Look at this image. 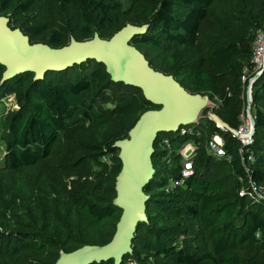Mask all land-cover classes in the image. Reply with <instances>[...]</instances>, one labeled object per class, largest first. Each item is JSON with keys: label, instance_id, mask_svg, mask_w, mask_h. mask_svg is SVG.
<instances>
[{"label": "trees", "instance_id": "16d2710c", "mask_svg": "<svg viewBox=\"0 0 264 264\" xmlns=\"http://www.w3.org/2000/svg\"><path fill=\"white\" fill-rule=\"evenodd\" d=\"M0 13L32 42L53 47L96 33L110 38L128 23L146 25L132 43L150 64L188 91L208 94L230 126L243 122L241 74L254 65L264 0H0ZM5 68L0 63V264H54L62 251L107 243L122 214L114 203L122 167L115 142L160 105L140 87L114 81L95 59L42 78L26 71L2 80ZM252 108L255 131L243 153L237 135L204 108L194 127L201 144L195 172L168 190L179 176L177 148L192 134L159 133L155 175L145 188L149 220L139 223L121 264H264V199L248 188L240 193L250 179L264 186V66L253 81ZM214 132L226 155L207 152ZM163 135L173 144L170 159Z\"/></svg>", "mask_w": 264, "mask_h": 264}, {"label": "water", "instance_id": "95a60500", "mask_svg": "<svg viewBox=\"0 0 264 264\" xmlns=\"http://www.w3.org/2000/svg\"><path fill=\"white\" fill-rule=\"evenodd\" d=\"M9 22L10 17L0 13V63L6 67L2 80L26 71L34 72L35 78H42L48 70L95 59L106 65L114 81L140 87L147 99L160 105L144 111L129 135L115 142L122 167L116 179L114 203L122 209V214L112 239L104 244H85L62 251L54 263L90 264L114 259L115 264H121L124 256L133 251L132 242L139 223L149 220V195L145 188L155 175V141L160 132H176L182 125L196 123L203 109L202 94L188 91L173 74L155 69L145 53L132 43L135 35L146 30V25L128 23L110 38L96 33L84 40L72 37L68 44L53 47L45 42H32L20 27H12ZM252 86L253 83L250 112ZM209 115L219 126L244 136L216 111H210ZM254 131L253 117L249 134L252 138Z\"/></svg>", "mask_w": 264, "mask_h": 264}, {"label": "built area", "instance_id": "2783aa9c", "mask_svg": "<svg viewBox=\"0 0 264 264\" xmlns=\"http://www.w3.org/2000/svg\"><path fill=\"white\" fill-rule=\"evenodd\" d=\"M252 62L254 65L252 67L246 66L241 74V79L243 81V85L245 86L246 94H247V101L246 106L244 107L242 113L243 122L237 128L240 133H243L244 136L237 135L240 139L242 145L239 148V151L243 153L244 146L252 142V137L249 136L251 129H252V118L254 116L253 112L249 111V104H250V95H251V85L258 74L262 71L264 66V27H260L256 31V39L253 43V53H252ZM254 73V75H253ZM215 104V102H214ZM216 104L214 105V107ZM213 110V109H212ZM209 114V113H208ZM202 112L200 117L198 118L197 122L200 121L202 117ZM196 122V123H197ZM196 123L182 125L178 131L182 133L190 132L192 136L181 143V145L177 148L178 158H179V176L178 177H171L169 184L166 186L168 190L172 185H178L183 183L186 177L190 176L195 172V158L198 154L200 149V141L197 140V134H200L199 129H195ZM218 125V124H217ZM160 146L166 150L165 158L170 159V154L173 150V144L171 138L167 135H163L160 140ZM206 150L209 154H213L215 156H222L226 155L227 151L224 145V139L222 135L218 132H214L210 135L209 139L206 143ZM228 158L231 157L230 154L227 155ZM255 158L254 152L251 151L249 153V159L253 160ZM246 188H248L249 192L252 195L264 199V186H258L250 179L249 185L242 186L240 188V193L243 194L246 192Z\"/></svg>", "mask_w": 264, "mask_h": 264}, {"label": "rangeland", "instance_id": "374dc122", "mask_svg": "<svg viewBox=\"0 0 264 264\" xmlns=\"http://www.w3.org/2000/svg\"><path fill=\"white\" fill-rule=\"evenodd\" d=\"M200 104L203 106L202 108H208L209 109V112L212 111V109L214 108V102L212 100V98L208 95V94H202V99H201V102ZM202 109V110H203ZM252 112H253V108H251ZM68 173L67 175H70L71 177H76V169H74L73 167H68ZM195 242L197 243H200V241L198 239H195L194 240ZM145 259L147 261H155V260H158L156 257H153L151 256V254L149 253H145ZM159 261V260H158ZM127 264H134V262H132L131 260H129L127 262Z\"/></svg>", "mask_w": 264, "mask_h": 264}]
</instances>
